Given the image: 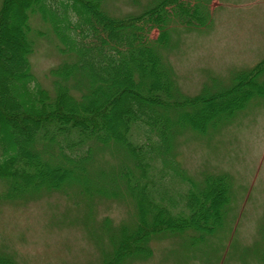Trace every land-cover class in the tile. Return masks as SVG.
I'll use <instances>...</instances> for the list:
<instances>
[{
  "label": "trees",
  "instance_id": "16d2710c",
  "mask_svg": "<svg viewBox=\"0 0 264 264\" xmlns=\"http://www.w3.org/2000/svg\"><path fill=\"white\" fill-rule=\"evenodd\" d=\"M211 1L152 0L139 12L113 15L108 0H0V201L79 196L88 223L96 201L117 196L99 186L101 175H117L132 221L101 264L150 257L151 240L163 232L192 231L203 240L221 227L229 176L208 175L197 187L172 147L183 129L204 132L254 97L264 99V57L226 87L181 92L166 56L172 23L208 25ZM39 36L61 55L48 70L50 88L32 70ZM108 223L105 217L100 226ZM0 264L18 263L0 250Z\"/></svg>",
  "mask_w": 264,
  "mask_h": 264
},
{
  "label": "rangeland",
  "instance_id": "374dc122",
  "mask_svg": "<svg viewBox=\"0 0 264 264\" xmlns=\"http://www.w3.org/2000/svg\"><path fill=\"white\" fill-rule=\"evenodd\" d=\"M151 1L108 0L107 9L126 15ZM209 11V24L203 27L172 23L176 29L166 56L179 89L187 95L205 86L226 87L238 71L264 57V0H212ZM30 21L34 27L40 25L36 15ZM156 33L152 31V36ZM39 37L30 57L32 70L50 88L48 70L61 55L47 38ZM175 140L172 151L177 160L172 154L168 160L177 161L197 187L208 175L229 176L231 199L224 223L203 240L192 231L163 232L151 240L150 257L127 264H264V99L254 97L204 132L183 129ZM111 158L121 163L117 156ZM109 175H101L99 186L117 196L96 201L88 223L83 221L85 208L79 196L52 192L26 201H0V250L18 264H101L104 252L118 239L119 228L129 225L133 215L124 186L115 174L109 181ZM174 182L176 187L179 179ZM171 197L178 198L177 191ZM105 217L111 223L101 227Z\"/></svg>",
  "mask_w": 264,
  "mask_h": 264
}]
</instances>
